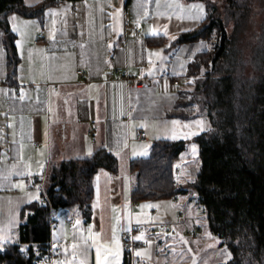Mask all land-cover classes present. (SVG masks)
Segmentation results:
<instances>
[{"label":"crops","instance_id":"0c3cea01","mask_svg":"<svg viewBox=\"0 0 264 264\" xmlns=\"http://www.w3.org/2000/svg\"><path fill=\"white\" fill-rule=\"evenodd\" d=\"M41 1L26 3L33 6ZM125 5L132 19L126 30ZM194 5H203L202 19H196L200 12ZM49 10L56 15H48ZM205 14L203 3L185 0H68L48 8L43 17L13 14L17 19L9 22L11 30L13 24L20 29L14 32L20 63L13 81L0 90V228L18 242L22 209L41 198L36 176L47 171L48 177L61 162L104 149L114 155L115 165L114 169L100 168L94 177L91 219L86 220L76 206L65 207L53 234L55 247L68 259L62 264H97V247L111 264H123L122 240L133 225L141 227L134 237L143 236L135 239V264H186V251L195 248L197 264L208 263L201 257L210 248L196 245L206 232L193 237L187 230L205 222L200 204L185 193L177 199L133 200L131 164L147 157L154 141L172 139L174 134L191 138L194 135L185 134H197L208 125L203 117L171 116L179 91L191 81L185 78L190 64L197 52L208 47L202 39L176 45L171 37L196 28ZM136 29L140 36L135 35ZM40 32L45 36L35 42ZM158 36L169 40L161 46L148 43ZM107 63L127 66L150 81L141 89L128 88L120 80L105 82ZM8 78L0 29V81ZM198 120L204 124L197 125ZM141 131L146 132V141L137 139ZM198 164L185 169L178 163L176 167L194 180ZM182 180L187 186L188 181ZM116 252L119 255L113 259Z\"/></svg>","mask_w":264,"mask_h":264},{"label":"trees","instance_id":"16d2710c","mask_svg":"<svg viewBox=\"0 0 264 264\" xmlns=\"http://www.w3.org/2000/svg\"><path fill=\"white\" fill-rule=\"evenodd\" d=\"M65 1L26 6V0H0L9 83L20 63L10 16L43 17L48 8ZM185 1L203 3L206 16L172 43L202 39L209 46L197 52L190 64L185 76L194 88L179 91L171 116L203 117L208 125L191 138L156 140L147 157L133 160L132 199L157 201L193 191L208 231L231 253V259L215 264H264V23L259 27L255 20L264 13V0H227L223 14L214 0ZM168 40L151 37L148 43L161 46ZM191 141L198 146L199 168L195 179L184 186L173 170L178 163L183 168L190 164L185 153ZM114 165V155L104 149L56 165L46 178L53 208L76 206L90 220L94 177L100 168L114 169ZM50 210L39 200L22 209L19 241L0 249V264L40 263L51 235Z\"/></svg>","mask_w":264,"mask_h":264},{"label":"built area","instance_id":"2783aa9c","mask_svg":"<svg viewBox=\"0 0 264 264\" xmlns=\"http://www.w3.org/2000/svg\"><path fill=\"white\" fill-rule=\"evenodd\" d=\"M126 3V2H125ZM123 24L125 30L129 28V26L132 24V19H131V13L130 10L126 7H124V12H123ZM141 31L139 29L135 30V35L140 36ZM45 34L43 32H40L37 34L35 42H38L41 38H43ZM126 40V38H125ZM77 73L83 77L87 76V73L84 70H77ZM102 80L105 82H112L116 80L123 81L128 88H144L148 85V81H150V78L148 77H142L133 74L130 72L127 66H120V67H115L109 63L106 64L103 72V77ZM175 85L179 84V80L174 81ZM10 85L8 80L0 81V90L5 87ZM56 87V86H55ZM132 109V107L130 108ZM89 135H93L92 131L88 133ZM141 141H146L147 136L145 131H141L138 135V138ZM94 141V139H93ZM36 146H39V142L34 143ZM110 176H114L113 172L109 173ZM173 175L176 179H185V182L187 181V176L183 177L181 174V170L179 167H175L173 170ZM46 178H47V171L44 172L41 175L36 176L35 182L38 185L40 192H41V198H40V205H48L50 206V216H49V226H50V239L46 243L48 249L45 254V256L42 258L39 264H62L67 262V258L63 257L60 253V251L55 247V243L53 240V234L56 230V228L59 226L60 221L64 218L63 214V208H60L58 210H55L52 206V200L51 197L48 193L47 187H46ZM181 184H184L183 180L180 181ZM190 198L194 199L193 196V191H190L189 193ZM177 199V197H174ZM180 208L183 210L184 206H180ZM66 219L72 220V216H67ZM141 229L139 225H133L131 228V233L127 235L123 240H122V248H123V253H124V263L123 264H135L136 263V257H135V248H136V242L134 239V232L136 230ZM171 230L174 232L175 229L172 227ZM188 234H190L193 237H198L201 232L202 228L201 226H195L193 228H187Z\"/></svg>","mask_w":264,"mask_h":264},{"label":"rangeland","instance_id":"374dc122","mask_svg":"<svg viewBox=\"0 0 264 264\" xmlns=\"http://www.w3.org/2000/svg\"><path fill=\"white\" fill-rule=\"evenodd\" d=\"M215 2H217V6H218V9L222 12V14L224 13V8H225V5L227 3V0H214ZM256 5L254 4V7ZM258 10V9H257ZM259 11V10H258ZM206 15V14H205ZM257 21V23L259 22L258 26L260 27L263 23H264V13L263 14H260L256 17L255 19ZM233 29V23H230L229 25V32L232 31ZM207 46H209V43H207ZM186 78V77H185ZM183 78V79H185ZM187 80V78H186ZM185 88H188V89H192L194 88V82L191 80L189 82H187V85ZM203 119V118H202ZM190 130L192 131L193 129L190 128ZM195 145L196 146V152L195 154H193V151H192V146ZM185 153V152H184ZM189 158H190V164L188 166L185 167V169L187 167L191 168V167H196L197 163H198V146L196 143H193V141H191L186 153H185ZM184 155V154H183ZM196 160V161H194ZM188 168V169H189ZM187 169V170H188ZM183 177H185L184 174H182ZM188 175L190 177H192L193 175L190 174V172L188 173ZM187 181H190V178L187 179ZM186 181V182H187ZM190 195V194H189ZM188 195V196H189ZM195 199V198H194ZM195 202V201H193ZM173 223V222H172ZM201 228H202V232L201 234H204V232H206V237H204V239L200 242V240H197L198 243H194V245L196 244L197 246H206L207 249L210 248V250H208L206 253H202V257H201V260L202 261H206L208 262L207 264H215V263H218V262H221V261H225L226 259V252H225V249L223 247L220 246V240L219 238H217L216 236L212 235L209 231H207V226H205V222L204 220H202L201 222ZM199 226V225H197ZM204 226V228H203ZM173 227V226H172ZM171 227V228H172ZM200 234V235H201ZM199 235V236H200ZM198 236V237H199ZM196 241V240H195ZM227 249V248H226ZM228 250V249H227ZM229 253V250L227 251ZM200 254V253H199ZM197 256L198 254L196 253V248L194 249V251L192 250H187L186 251V264H190V262L192 261L193 264H197L199 263V261L197 260ZM195 257V258H194ZM200 259V258H199Z\"/></svg>","mask_w":264,"mask_h":264},{"label":"snow or ice","instance_id":"6c2138e0","mask_svg":"<svg viewBox=\"0 0 264 264\" xmlns=\"http://www.w3.org/2000/svg\"><path fill=\"white\" fill-rule=\"evenodd\" d=\"M26 6H31V4H27ZM193 7L198 8V10H199V12H200V15H198V16L196 17V19H202V18H203V13H204L203 5H199V6H195V5H194ZM47 14H48V15H56V12H55L54 10H49V12H48ZM9 19H10V21H15V20L17 19V17L13 15V16L10 17ZM12 31H13V32H18V31H20V29L17 28V27L13 24V26H12ZM171 39H176V37L173 36V37H171ZM156 55H159V53H156ZM177 123H179V122H178V121H173V124H177ZM195 123H196L197 125H200V126H202V125L204 124L203 121H199V120H198V121H195ZM185 127H187V125H185ZM185 135H186V137H187L188 135H196V133H195V132H191V133H187V134H185ZM177 138H178V137H177L175 134L172 136V139H177ZM192 151H193V154H195V152H196V146H195V145L192 146ZM17 186H18V187H23L22 184H21V185H17ZM144 207H154V205H146V206H144ZM142 238H143L142 235H141V236L134 237V239H142ZM16 242H17V241L13 239V237H12L11 234H10V232H7V231H5L4 229L0 228V249H3L4 246H5L6 244H8V243H16ZM26 247H27V246L21 248V251H22V252L25 251V250H26ZM73 247L75 248L76 246L73 245ZM96 252H97V256H96L97 264H111V261H108V260L102 258V257H103V254H102L101 248L97 247ZM225 252H226V254H227L228 259H231V253H228V252H227V249H225ZM118 255H119V252H116V253L114 254V256H113V259H115ZM137 255H139V253H137ZM81 264H84V262L82 261Z\"/></svg>","mask_w":264,"mask_h":264}]
</instances>
